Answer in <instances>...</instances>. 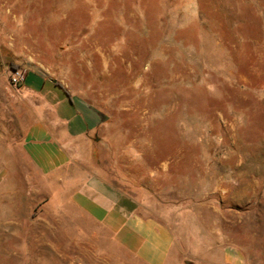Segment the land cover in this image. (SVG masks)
Wrapping results in <instances>:
<instances>
[{"label":"rangeland","instance_id":"rangeland-1","mask_svg":"<svg viewBox=\"0 0 264 264\" xmlns=\"http://www.w3.org/2000/svg\"><path fill=\"white\" fill-rule=\"evenodd\" d=\"M0 58L105 113L96 164L134 199L264 264V0H0ZM26 191L0 195V264H141L67 192Z\"/></svg>","mask_w":264,"mask_h":264},{"label":"crops","instance_id":"crops-1","mask_svg":"<svg viewBox=\"0 0 264 264\" xmlns=\"http://www.w3.org/2000/svg\"><path fill=\"white\" fill-rule=\"evenodd\" d=\"M1 72V196L21 195L24 189L36 195L40 188L54 197L67 192L71 206L107 229L141 264H246L243 251L205 222L201 227L199 216L181 217L182 210L162 212L136 200L134 179L119 168L114 179L98 168L95 143L106 115L65 81L32 70L16 89L12 70L9 76Z\"/></svg>","mask_w":264,"mask_h":264},{"label":"built area","instance_id":"built-area-1","mask_svg":"<svg viewBox=\"0 0 264 264\" xmlns=\"http://www.w3.org/2000/svg\"><path fill=\"white\" fill-rule=\"evenodd\" d=\"M27 73L21 69L12 70L10 83L12 87L18 89L26 82Z\"/></svg>","mask_w":264,"mask_h":264},{"label":"water","instance_id":"water-1","mask_svg":"<svg viewBox=\"0 0 264 264\" xmlns=\"http://www.w3.org/2000/svg\"><path fill=\"white\" fill-rule=\"evenodd\" d=\"M2 69H3V63H2V60L0 58V72L2 71ZM97 141H98V139H97Z\"/></svg>","mask_w":264,"mask_h":264},{"label":"trees","instance_id":"trees-1","mask_svg":"<svg viewBox=\"0 0 264 264\" xmlns=\"http://www.w3.org/2000/svg\"><path fill=\"white\" fill-rule=\"evenodd\" d=\"M12 70H16V69L14 68V69H12Z\"/></svg>","mask_w":264,"mask_h":264}]
</instances>
